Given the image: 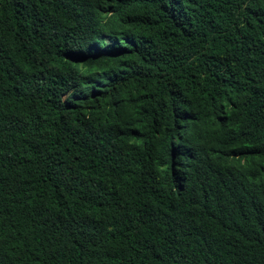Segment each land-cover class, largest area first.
Returning <instances> with one entry per match:
<instances>
[{"label":"trees","instance_id":"1","mask_svg":"<svg viewBox=\"0 0 264 264\" xmlns=\"http://www.w3.org/2000/svg\"><path fill=\"white\" fill-rule=\"evenodd\" d=\"M0 264H264V0H0Z\"/></svg>","mask_w":264,"mask_h":264}]
</instances>
